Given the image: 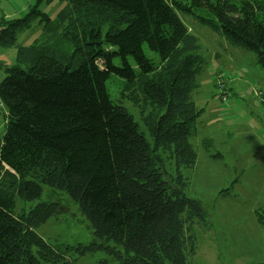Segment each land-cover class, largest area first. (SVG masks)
I'll return each instance as SVG.
<instances>
[{
	"label": "trees",
	"instance_id": "obj_1",
	"mask_svg": "<svg viewBox=\"0 0 264 264\" xmlns=\"http://www.w3.org/2000/svg\"><path fill=\"white\" fill-rule=\"evenodd\" d=\"M52 1L36 0L24 17L0 22V46L15 47L18 62L0 81L7 114L0 264H72L69 253L96 252L119 264H189L193 226L207 214L185 195L180 168L196 163L191 138L202 109L192 95L204 58L178 13L254 52L264 68V0H59L65 6L54 22L39 10ZM35 19L44 39L18 45L17 34ZM112 75L122 80L119 101L138 110L152 145L129 111L110 99ZM161 153L174 160L175 177L165 172ZM43 187L77 204L92 229L89 244L60 252L37 234L64 212L57 201L15 213L16 197L35 200Z\"/></svg>",
	"mask_w": 264,
	"mask_h": 264
},
{
	"label": "rangeland",
	"instance_id": "obj_2",
	"mask_svg": "<svg viewBox=\"0 0 264 264\" xmlns=\"http://www.w3.org/2000/svg\"><path fill=\"white\" fill-rule=\"evenodd\" d=\"M35 4L36 0H0V22L24 17ZM64 6L65 2L59 0L41 2L39 10L54 22ZM178 17L198 39L204 58L192 95L196 106L202 109L191 138L196 163L193 168H180L188 179L185 195L199 200L207 214L204 222L193 226L196 252L189 257V264L264 263V224L258 221L261 217L264 220V68L257 63L254 52L232 47L220 32L200 25L190 15L178 13ZM44 34L43 24L35 19L31 29L17 34V43L34 45L44 39ZM16 52L15 47L0 46V81L6 77L7 68L18 65ZM144 52L157 59L147 47ZM120 81L114 75L107 81L109 97L129 111L152 145L138 110L127 101H119ZM219 81L224 83V90ZM6 115L0 105V140ZM160 155L167 175L175 177L174 160L167 153ZM55 201L64 212L40 226L37 234L60 252L66 246L89 244V222L62 190L43 187L41 197L32 201L16 197L15 213L26 214L40 202ZM67 256L72 264H119L104 252Z\"/></svg>",
	"mask_w": 264,
	"mask_h": 264
}]
</instances>
